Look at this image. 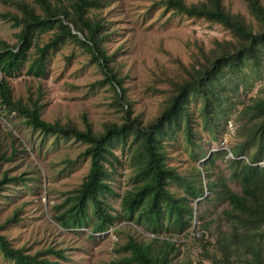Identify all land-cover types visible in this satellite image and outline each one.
Instances as JSON below:
<instances>
[{
    "label": "trees",
    "instance_id": "trees-1",
    "mask_svg": "<svg viewBox=\"0 0 264 264\" xmlns=\"http://www.w3.org/2000/svg\"><path fill=\"white\" fill-rule=\"evenodd\" d=\"M0 1L15 7V13L7 11L0 16L18 28L15 44L0 41V73L3 76L18 69L33 47L34 56L26 71L34 77H42L47 50L70 39L89 53L102 75L99 81L108 83L113 89L114 101L122 112L119 123L104 122L100 130L92 129L84 115H81V127L69 120L64 123L45 121L40 117L36 98L27 96L26 102L13 99L6 80L0 79L3 110L16 112L25 125L43 134L72 138L85 144L78 157L88 158L87 172L79 185L55 206L53 216L60 226L80 227L90 213L95 218L91 232H102L120 218L156 236L162 232L173 234L190 224L193 215L190 201L200 197L207 200L205 191H208L215 201L226 202L228 207L223 209L221 217L226 229L219 227L211 244L204 238L209 222H202L197 215L201 232L197 239L211 247L203 249L204 259L211 264H264V166L258 164L264 159V96L248 97L239 110L235 109L237 103L233 100L238 91L246 87L245 69L258 77L264 63V5L261 0H243L252 22L240 13L226 10L221 0L193 3L160 0L176 13L218 23L227 30L229 38L214 40L207 51L200 49L198 54H192V62L182 67L183 73L169 80L159 113L146 122H142L139 115L131 114L130 103L125 98L124 76L113 58V51H109L105 43L108 20L97 12L101 0ZM43 31H50L51 35L39 46L37 37ZM192 101L199 102L196 110L204 128L211 133L216 127H222L231 114H237L240 140L229 150L233 158L228 164L229 178L238 184L239 192L233 191L222 176L211 178L205 169L207 182L204 184L195 166L181 174L167 163L164 144L176 131L181 130L187 142L197 145L191 138L193 111L189 105ZM117 147L127 148L128 162L134 171L130 187L119 196L116 211L107 198L115 194L109 179L116 160L113 150ZM224 153L210 152L205 163H211ZM242 154L246 161L237 159ZM203 156L194 155L196 159ZM5 158L8 157L0 153V162ZM12 178L2 173L0 190ZM172 182L181 188L180 193L170 188ZM13 218L8 217L6 222ZM118 248L125 254L107 264H188L172 262L177 248L169 237L138 241L128 236ZM0 252L13 264H50L45 257H40L43 252L61 256L59 250L52 248L29 253L22 246H13L3 234H0ZM195 264L203 263L196 261Z\"/></svg>",
    "mask_w": 264,
    "mask_h": 264
},
{
    "label": "rangeland",
    "instance_id": "rangeland-1",
    "mask_svg": "<svg viewBox=\"0 0 264 264\" xmlns=\"http://www.w3.org/2000/svg\"><path fill=\"white\" fill-rule=\"evenodd\" d=\"M198 1L184 0L185 3ZM221 2L229 12L240 13L252 22L243 0ZM261 2L264 5V0ZM7 11L15 13L16 9L12 4L0 1V14ZM97 12L108 20L105 43L108 50L113 51V58L124 76L122 86L131 114L139 115L142 122L159 113L169 80L183 73L182 67L192 62L193 53L198 54L200 49L207 51L214 40L229 38L227 30L218 23L176 13L160 0H101ZM17 31L10 20L0 16V41L15 44ZM50 35V31L41 32L37 37L39 46ZM33 50L31 47L23 64L8 76L0 73V79L6 80L13 99L26 102L27 96L36 98L40 104V117L45 121L64 123L69 120L81 127V115H84L94 130H100L104 122L121 121L122 112L114 101L113 89L108 83L99 81L102 77L100 70L81 46L66 39L48 49L42 77H34L26 71L34 56ZM256 75L245 69L246 87L233 98L237 103L236 110L248 97L264 96V63L259 76ZM189 106L193 111L191 138L197 145L187 142L181 130L176 131L174 137L164 144L167 163L181 174L195 166L204 184L207 182L205 171L211 178L222 176L233 191L239 192L238 184L229 178L231 169L228 164L233 158L229 150L240 140L237 137L240 127L237 114H231L222 127H216L211 133L204 128L202 117L196 110L199 102L192 101ZM212 135L215 139L211 138ZM84 146L72 138L43 134L25 125L16 112L7 113L0 106V153L8 157L0 162V176L5 173L7 177H14L0 190V234L13 246H22L29 253L46 248L59 250L60 257L54 253L40 254L50 264H107L125 254L118 247L128 236L138 241L169 237L177 248L172 262L211 264L204 259L203 249L211 248L209 244L213 243L220 228L226 229L221 217L223 209L228 206L226 202L215 201L208 191H205L207 200L200 197L190 201L193 208L190 224L173 234L162 232L156 236L120 218L102 232H91L90 226L95 218L90 213L80 227L60 226L53 216L55 206L79 185L87 172L88 158L78 157ZM124 148L113 150L116 160L110 171L109 183L115 194L107 201L116 211L119 196L130 187L134 171L128 162L127 148ZM216 151L225 153L216 156L211 163H205L208 154ZM199 154L204 156L196 159L198 157L194 155ZM245 157L242 154L237 159L246 161ZM202 163L205 168L200 167ZM258 164L264 166V159ZM169 186L180 193L181 188L176 183ZM197 215L202 222H209L207 237L203 236L209 244L197 239L201 235ZM10 216L14 217L13 220L6 222ZM166 223L164 220L163 224ZM0 264L13 263L0 252Z\"/></svg>",
    "mask_w": 264,
    "mask_h": 264
}]
</instances>
